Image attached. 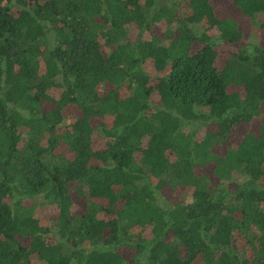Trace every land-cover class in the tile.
<instances>
[{"label":"trees","instance_id":"trees-1","mask_svg":"<svg viewBox=\"0 0 264 264\" xmlns=\"http://www.w3.org/2000/svg\"><path fill=\"white\" fill-rule=\"evenodd\" d=\"M217 5L0 0V264H264V46Z\"/></svg>","mask_w":264,"mask_h":264},{"label":"rangeland","instance_id":"rangeland-1","mask_svg":"<svg viewBox=\"0 0 264 264\" xmlns=\"http://www.w3.org/2000/svg\"><path fill=\"white\" fill-rule=\"evenodd\" d=\"M212 2L216 5L218 4L217 6H219L220 9L217 11L220 12L221 15H227L229 17H233L238 20L240 29L244 33L245 43H257L259 45L264 46V29L259 28L258 26H254L251 23V21L247 18H240L237 10L232 4V0H212ZM263 19H264V16L262 14L257 16L258 22H262ZM130 32H131L130 34L131 37L134 38L135 34L137 33V28L135 26H131ZM219 59H220V62H223V60L225 59V56H221ZM49 93L56 97L58 95V90L51 89ZM155 97L156 96H153V98ZM70 111L73 114H75L76 112V110L73 107L70 108ZM256 128H257V124L254 123L252 125V130H256ZM98 143L102 144L103 141L100 139ZM263 181H264V177H263ZM188 198H189L188 193L186 191H183L182 189H177L173 192L169 190H165L162 192V195H161V201L164 204L169 205V206H171L172 203L177 202V201H187ZM38 200L40 201L41 199L38 198ZM25 204L32 205L33 200L27 199L25 200ZM35 212L41 217H49L50 219L53 220V222L55 221L56 215H57V210L53 205L37 206L35 209Z\"/></svg>","mask_w":264,"mask_h":264}]
</instances>
